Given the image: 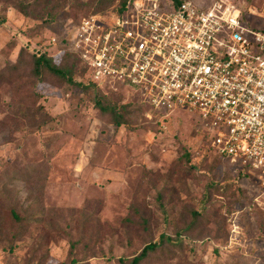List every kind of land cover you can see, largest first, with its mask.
<instances>
[{
	"label": "rangeland",
	"instance_id": "374dc122",
	"mask_svg": "<svg viewBox=\"0 0 264 264\" xmlns=\"http://www.w3.org/2000/svg\"><path fill=\"white\" fill-rule=\"evenodd\" d=\"M100 1L0 0V76L21 48L59 61L57 40ZM229 1L264 29L262 0ZM26 60L0 79V264H122L161 235L182 245L140 264H264L263 190L215 155L197 113L154 110L117 83L38 81ZM114 104L128 105L118 126L101 109Z\"/></svg>",
	"mask_w": 264,
	"mask_h": 264
},
{
	"label": "built area",
	"instance_id": "2783aa9c",
	"mask_svg": "<svg viewBox=\"0 0 264 264\" xmlns=\"http://www.w3.org/2000/svg\"><path fill=\"white\" fill-rule=\"evenodd\" d=\"M164 3L126 0L121 11L81 16L67 43L100 87L117 83L154 110L197 113L209 146L264 193V29L229 0Z\"/></svg>",
	"mask_w": 264,
	"mask_h": 264
},
{
	"label": "trees",
	"instance_id": "16d2710c",
	"mask_svg": "<svg viewBox=\"0 0 264 264\" xmlns=\"http://www.w3.org/2000/svg\"><path fill=\"white\" fill-rule=\"evenodd\" d=\"M182 1L184 0H171V3L176 6ZM125 3L126 0H118L115 3H113V0H103L96 3L93 7L91 6V13H105L109 10L121 11L123 10ZM19 10L24 15H27L28 13L24 6H19ZM50 16L51 17L49 19L51 21L53 20V14H50ZM44 20L46 21V18ZM58 45L63 48V53L59 61H56L52 56L48 55L47 52L43 50L29 49V52H27L24 48H21L17 55V60L12 66V69L5 73H2L0 79L3 77L5 78L4 80L8 81L11 78V72L20 73V70L24 72V68L26 67L24 66L25 64H23V62L26 58H28V60H26L28 62L27 66L31 72L27 75L33 79L43 81L45 76H51L52 78L56 79L58 83L68 82L71 84L79 85L82 88L96 86L100 87L86 76L87 68L85 64L82 62L78 53L68 45L67 40L65 41V39H63L58 41ZM70 59H72V62H68V60ZM75 64H79L80 66V71L85 79V82L83 83L81 81L74 80L72 77L75 70ZM17 76L19 77L20 75ZM22 103L23 100H20V104ZM127 106V104H114L108 107L101 106V109L108 114L111 122L118 126L125 123V113L127 112ZM205 138L208 142L206 135ZM213 152L218 158H221L220 155L217 154L214 150ZM184 157L185 159H188L189 154L184 153ZM192 214H194L195 216L200 215L197 210ZM187 227L188 228L186 231H190L191 226ZM165 242L174 246L182 245V240L180 239V237L171 238L170 236L161 235L158 242H149L141 249V251L137 255L128 260L121 259V263L140 264L144 258L148 257L151 252H155L157 249H159Z\"/></svg>",
	"mask_w": 264,
	"mask_h": 264
}]
</instances>
